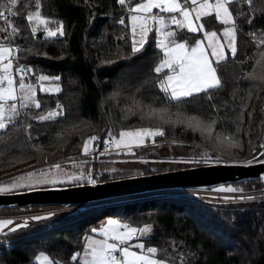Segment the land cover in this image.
<instances>
[{
    "label": "trees",
    "instance_id": "1",
    "mask_svg": "<svg viewBox=\"0 0 264 264\" xmlns=\"http://www.w3.org/2000/svg\"><path fill=\"white\" fill-rule=\"evenodd\" d=\"M137 2L129 0V6ZM6 3L7 0H1L0 11H4L2 5ZM36 3L40 5L38 9ZM37 10L51 21L49 27L55 29L62 23L64 35L48 37L43 27L33 33V24L26 17ZM13 11L14 16L5 14L19 31L15 35L11 27L0 31V44L15 48L14 70L30 69L27 74L31 77L25 76L26 83L39 81L41 75L59 77L49 83L59 84L61 90L38 91L35 99L40 107L20 108L14 124L0 132V181H10L46 163L79 156L83 154L84 140L90 136L98 137L93 142L97 148L105 137H117L121 131L139 127H162L165 133L155 138L159 145L134 148L139 149L136 155L143 158L163 150L172 152L177 147L199 152L205 146L233 159L251 157L260 150L264 142V81L249 76L253 71H262L256 62L264 52V45L258 43V39L264 38V0H252L251 4L248 0H235L230 6L236 21L237 52L233 57L228 50L227 59L217 68L221 87L181 101H170L159 88L167 70L159 74L154 71L163 55L157 47L158 33L153 29L143 49L133 53L130 13L119 0H18ZM201 22L209 31L220 32L224 27L214 14ZM5 27L6 22L0 20V29ZM173 28L180 42L181 37L189 44L204 37L203 32L181 31L175 25ZM18 75L15 73L17 79ZM58 104L62 105L63 115L55 120L38 119ZM149 106L167 107L173 119L180 112L183 117L197 116L206 123L215 121L213 138L184 123L142 119ZM217 134L235 136L242 146L220 144L214 138ZM178 140L186 144H176ZM120 151L127 152L112 153ZM105 166H96L104 171L98 181L121 176L110 171L108 174ZM89 167L85 169L90 170ZM142 169L155 173L174 167L147 165ZM226 186L243 189L231 193L264 189L259 179ZM241 199L224 195L210 201L158 194L122 199L74 213H57L58 217L51 220L46 217L30 223L25 219L28 226L0 237V264H38L39 253L49 255L54 264H81L79 258L72 260V256L83 250L94 229L111 218L137 228L151 225L148 237L134 241L156 247L158 258L169 264H264V199L236 201ZM43 207L46 206L33 205L27 209ZM20 210L2 208L0 215Z\"/></svg>",
    "mask_w": 264,
    "mask_h": 264
},
{
    "label": "snow or ice",
    "instance_id": "2",
    "mask_svg": "<svg viewBox=\"0 0 264 264\" xmlns=\"http://www.w3.org/2000/svg\"><path fill=\"white\" fill-rule=\"evenodd\" d=\"M125 2L126 0H119L121 5H124ZM234 2L235 0H138L135 6L129 9L133 13L130 17L133 53L140 52L143 49L147 37L153 29L158 33L157 47L161 49L163 55L154 71L159 74L167 70L163 78L160 79L159 88L170 101H181L183 98L191 97L194 93H206L211 89L221 87L217 68L221 62L227 59L224 51L225 44L221 43L220 36L216 31L205 30V25L201 20L214 14L221 24L229 25V27L224 28L223 37L228 41L226 46L230 49L231 55L235 57L237 52L236 21L233 12L230 11V6ZM17 3L18 0H7V3L2 5L4 11H0V20L5 21L7 27L0 29V31L6 32L8 27L12 28L13 35L19 31L11 24L9 16L5 14L7 12L13 16L16 15L13 9ZM248 3L251 4L252 0H248ZM35 7L38 9L40 7L39 3H36ZM154 9L159 10V13L170 15L166 18L161 14H153ZM26 19L33 24L31 28L33 33L37 31L38 27H43L48 37L64 35L62 23L57 24L55 29L49 27L51 21L44 18L38 10L29 12ZM120 23L123 24L124 20H121ZM172 25H175L181 31L203 32L205 39H196L192 44H189L187 39L181 37L183 42H180L177 40V33L171 30ZM258 43L264 45V38L258 39ZM13 57L14 49L0 44V130L6 129L8 124L19 116V108L40 107L39 101L35 99L36 87L25 83V76L30 69L19 67L14 70ZM213 58L215 59L213 60ZM256 63L262 71L259 74L253 71L249 79L264 81V52L260 53V59ZM15 73L19 74L18 85ZM38 79L41 82L40 88L42 91L58 92L61 90L59 85L55 88H46L43 85L44 81L59 80V77L41 75ZM17 101L20 103L17 104ZM61 115H63L62 105L58 104L56 109L39 115L38 119L55 120L57 116ZM174 115L175 119H173V114L167 107L153 108L149 106L148 111L141 118L158 119L168 124L184 123L187 127L199 131L202 135L206 134L209 138H213L215 121L206 123L197 116L183 117L180 112ZM164 134L162 127H139L121 131L119 138L113 137L110 143L116 149H126L131 152L133 147L144 146L149 138L155 143V137L164 136ZM214 138L218 143L228 147L242 146L235 136L221 137L217 134ZM97 139V136H90L84 140L82 151L85 155L92 151L93 142ZM247 163L250 164L251 161ZM52 167L59 173L61 169L59 163L52 165ZM68 179H87L92 184L96 183V180L83 172L80 175L69 176ZM58 182L62 181L55 178L48 179V172L45 170H40L39 173L28 172L25 175L16 177L10 185H0V193L11 191L15 187L30 186L33 183L56 184ZM216 190L220 192L243 191V189L235 187H220ZM248 198L251 199V197ZM45 218L43 216L32 217L35 220ZM11 223L10 220L0 221V229ZM15 230L12 229V231ZM151 231L152 226L148 224L142 228H137L118 220H108L98 230V234L103 239H96L92 236L86 238L87 247L83 253V264H168L166 259L158 258L159 250L156 247H146L144 243L135 245L130 243L133 239L144 236ZM79 256L80 253H77L71 259L77 260ZM38 259L40 264H53V261L43 253Z\"/></svg>",
    "mask_w": 264,
    "mask_h": 264
},
{
    "label": "water",
    "instance_id": "3",
    "mask_svg": "<svg viewBox=\"0 0 264 264\" xmlns=\"http://www.w3.org/2000/svg\"><path fill=\"white\" fill-rule=\"evenodd\" d=\"M204 152L208 154L205 159L210 162L201 165L106 181L96 180L95 184L88 181L0 193V209L126 200L185 188L212 189L255 179L264 184V160L251 161L249 164L248 161H228L208 149Z\"/></svg>",
    "mask_w": 264,
    "mask_h": 264
},
{
    "label": "rangeland",
    "instance_id": "4",
    "mask_svg": "<svg viewBox=\"0 0 264 264\" xmlns=\"http://www.w3.org/2000/svg\"><path fill=\"white\" fill-rule=\"evenodd\" d=\"M155 12L159 13V10L154 9L153 13H155ZM132 14L133 13H130V15H129V23H130V25H131L130 17H131ZM163 15L167 18L170 14L163 13ZM173 26L174 25L171 26V30H174ZM223 30H221L222 32H218L217 34H218V36H220L221 43L225 44L224 51H225V54L227 56V51L230 50V49L227 48V46H226L228 41L223 37ZM36 32H38V30ZM203 39H205V38H203ZM6 46H9V45H6ZM10 47H12V46H10ZM213 59H215V58H213ZM26 76H28V78L31 77V75H28V74H26ZM49 77H52V76H49ZM16 82H17V85H18L19 79H17V77H16ZM49 82L50 81H44L43 82L44 87H46V88H55L57 85H59L57 83H49ZM28 84H32V85H34L36 87V94H37L38 91H42L41 88H40V85H41L40 81H37V82H31L30 81V82H28ZM59 87H60V85H59ZM46 92H48V91H46ZM51 92H56V91H51ZM19 103L20 102L17 101V104H19ZM115 138L118 139L119 136H117ZM148 141H150V142L147 143ZM175 142H177L176 144H180V145H185L186 144V142H183V141H180V140L175 141ZM149 144L152 145V146L159 145L160 141H155V143H153L151 138H149L146 141L144 146H146V145L148 146ZM161 146H163V144H161ZM201 147L202 148H201V150L199 152L198 151L197 152L185 151V149H182L181 147H177L172 152L167 151V150H163L160 154H156V155H154L152 157L149 156V157H144V158L140 157L139 155H136L137 154L136 150H139V149H134L135 147H133L131 152H129L127 150V152L125 154H122L121 151H120L118 153H112L111 152V153H108V154H101V155H97V156L93 157V156L85 155L83 153V154H81L79 156L70 157L69 159H66V160H63V161L60 160V161H57V162H51L49 164L46 163L45 165H43L41 167H38V169L34 168V169L30 170V171H24V172L20 173L19 175L14 176L13 179L10 180V181H7L8 178L2 179L0 181L1 182L0 185H10L16 177L25 175L28 172H37V173H39L40 170H45L46 172H48V179L55 178L58 181H62V182H58L56 184H52V183H33L30 186H20V187L12 188L11 191H8V192L28 190V189H34V188H47V187H53V186H67V185H73V184H80V183L88 182L87 179H83V180H69L68 179L69 176L80 175L81 172H83L85 175H90L95 180H98L99 177L102 176V173L104 171L98 169V167H96V166H100L101 167V165H104V164H106V166L103 167V168H108L107 169L108 174H110V172H111V173H118V174L121 175L120 177H117V178L128 177V176H133V175H140V174H150V173H145L144 169H142V168H144L147 165H151V166L164 165V167H174V169H178V167L183 168V167L196 166V165H201V164H205V163L210 162V161H207V159H205L208 156V154L206 152H204L205 149L210 150L211 153L213 152V154L219 155V156H221V158L226 159L228 161H257V160H264V142L261 145L260 150L258 152H256L253 156L247 157V158H242V159L227 158V157H224L223 155H221V154H219L217 152H214L213 150H211V149H209V148H207L205 146H201ZM137 148H140V147H137ZM95 149H96V147H94L92 145V151L95 150ZM123 150H126V149H123ZM57 163H59L61 165V169H60L59 173L57 172V170L55 168L52 167V165L57 164ZM90 163H93L94 165H91ZM87 165L90 166L89 167L90 170L88 168H87V170L85 169L87 167ZM155 173H157V172H155ZM2 182H4V183H2ZM221 187H228V186L224 185V186H221ZM209 190L212 191L213 188L209 189ZM213 191H214V193L217 196L227 195V194H224L223 192L217 191L216 189H214ZM179 193H181V192H179ZM240 193H242V192H240ZM162 194H159V195H162ZM165 194L180 195V194H178V192H173V191L164 193L163 195H165ZM233 194H236V193H233ZM246 201H248V200H246ZM238 202H240V201H238ZM27 208H29V207H25V208L22 207L20 211L13 212L15 214H17V213L25 214L23 217H19L18 218L19 221H15L16 223L20 224L19 227L16 228V229L24 227L25 224L28 226L30 223H32V221H35V222L36 221H40V220L32 219V217H34V216H43V217H47V218L49 217L50 220H51L53 217L54 218L58 217L57 213L70 212V211H58L56 209V206H54V207L46 206V207H43V208H40V209L39 208H37V209H27ZM51 208L52 209H56L57 213L50 214L49 216H48V214H43V213H46L47 210H48V212H50L49 210H52ZM86 208H88V207H84L83 206L82 208H74L71 212L72 213L79 212V211H82V210H84ZM25 219H27L28 221L30 220V223L27 222ZM108 220H117V219L111 218V219H108ZM107 221L101 227H103L107 223ZM118 221H120V220H118ZM120 222L124 223L122 221H120ZM129 225H131V224H129ZM132 227H134V226H132ZM96 231L98 233V229H96ZM149 235H150V233H148V234H146L144 236H139L137 238L140 240V238H145V237H148ZM133 240L130 243L135 245L133 243ZM138 243H140V242H138ZM138 243H136V244H138ZM0 244H2V243L0 242ZM133 250H136V249H133ZM43 254L45 256H47L46 253H43ZM82 258H83V255H82ZM49 259H51V258L49 257ZM39 262H40V260H39ZM53 264H54V262H53Z\"/></svg>",
    "mask_w": 264,
    "mask_h": 264
},
{
    "label": "built area",
    "instance_id": "5",
    "mask_svg": "<svg viewBox=\"0 0 264 264\" xmlns=\"http://www.w3.org/2000/svg\"><path fill=\"white\" fill-rule=\"evenodd\" d=\"M125 7H126V12L127 13H131L129 11V9L131 8L129 6V0H126ZM153 14H161V15H163V13H158V12H155ZM12 48L14 49V56H15V48L14 47H12ZM13 124H14V120H12L8 124V127L12 126ZM6 129L0 130V132L4 131ZM111 139L112 138L109 137V136L105 137L104 140L102 141L101 145L99 147H97L95 150L91 151L88 154V156H93L94 157V156L101 155V154H108V153H111V152H114V151H119L120 149L114 148L113 144L110 143ZM173 192H178V194L184 195V196L187 195V196L195 197V198H198V199L210 200V201H212L214 197H217V195L214 193V191L213 190L210 191L209 189H197V188H195V189L194 188H187L186 189L185 188V189L175 190ZM179 192H181V193H179ZM230 195L233 196V197L242 198L241 200H236V201H242V200L249 199L248 197H251V198L262 197L264 199V189L259 190V191H254V192H242L240 194L239 193H236V194L232 193ZM117 201H119V200H117ZM107 203H111L110 200L109 201H104V202H97V203H86V204L84 203V204H76V205L56 206V209L58 211H72L74 208H82L83 206L91 208L93 206H99V205L107 204ZM56 209L49 210L50 212H48V210H47L46 213H43V214H48V216H49L50 214L57 213ZM1 215H3L2 217L12 218L13 219V218L23 217L25 214H23V213H17V214L11 213V214H1ZM9 234H11V233L9 232L8 234H4L1 237H5V236H7Z\"/></svg>",
    "mask_w": 264,
    "mask_h": 264
},
{
    "label": "crops",
    "instance_id": "6",
    "mask_svg": "<svg viewBox=\"0 0 264 264\" xmlns=\"http://www.w3.org/2000/svg\"><path fill=\"white\" fill-rule=\"evenodd\" d=\"M0 7H1V0H0ZM225 27H229V25H224V27H223V29L225 28ZM223 29H221V30H223ZM220 32H222V31H220ZM218 33V32H217ZM204 38V37H203ZM203 38H201V39H203ZM181 42H183V41H181ZM214 60V59H213ZM194 94H196V93H194ZM224 194H227V195H230V194H232L231 192H223ZM3 215H1L0 216V221H2V220H10V221H12V223L11 224H8V225H6V226H4L2 229H0V237L2 236V235H4V234H8L9 232L10 233H14V231H12V229H16V228H18L19 227V223H16L15 221H19L18 220V218H6V217H2ZM3 218V219H2ZM96 230V229H95ZM99 230V229H98ZM15 231H18V229H16ZM89 236H92V237H94V238H96V239H103L98 233H97V231H94V233H92L91 235H89ZM88 236V237H89ZM137 238H135L134 240H136ZM133 240V242H134V244H136V243H138L137 241H134ZM86 247H87V245L85 244V247L83 248V250L80 252V256L78 257L79 258V260H80V262H81V264H83V258H82V255H83V253H84V250L86 249ZM39 255H41V253H39L38 255H37V257H36V260H37V262H38V264H40V262H39V260L37 259L38 257H40ZM48 257H49V255H47Z\"/></svg>",
    "mask_w": 264,
    "mask_h": 264
},
{
    "label": "bare ground",
    "instance_id": "7",
    "mask_svg": "<svg viewBox=\"0 0 264 264\" xmlns=\"http://www.w3.org/2000/svg\"><path fill=\"white\" fill-rule=\"evenodd\" d=\"M117 200H110V202H116Z\"/></svg>",
    "mask_w": 264,
    "mask_h": 264
},
{
    "label": "flooded vegetation",
    "instance_id": "8",
    "mask_svg": "<svg viewBox=\"0 0 264 264\" xmlns=\"http://www.w3.org/2000/svg\"><path fill=\"white\" fill-rule=\"evenodd\" d=\"M120 150H123V149H120Z\"/></svg>",
    "mask_w": 264,
    "mask_h": 264
}]
</instances>
